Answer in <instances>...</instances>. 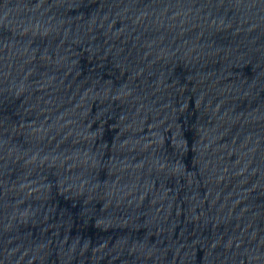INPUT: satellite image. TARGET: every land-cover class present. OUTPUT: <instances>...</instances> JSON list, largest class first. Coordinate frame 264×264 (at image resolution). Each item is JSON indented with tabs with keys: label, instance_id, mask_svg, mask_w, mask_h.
Masks as SVG:
<instances>
[{
	"label": "water",
	"instance_id": "1",
	"mask_svg": "<svg viewBox=\"0 0 264 264\" xmlns=\"http://www.w3.org/2000/svg\"><path fill=\"white\" fill-rule=\"evenodd\" d=\"M0 193L155 264H264V0H0Z\"/></svg>",
	"mask_w": 264,
	"mask_h": 264
}]
</instances>
